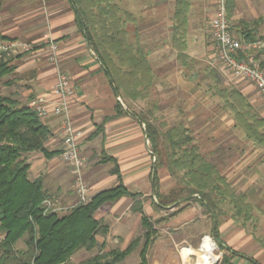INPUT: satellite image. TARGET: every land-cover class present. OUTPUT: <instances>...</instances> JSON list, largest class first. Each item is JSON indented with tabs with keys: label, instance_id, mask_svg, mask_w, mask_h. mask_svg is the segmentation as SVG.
Instances as JSON below:
<instances>
[{
	"label": "crops",
	"instance_id": "0c3cea01",
	"mask_svg": "<svg viewBox=\"0 0 264 264\" xmlns=\"http://www.w3.org/2000/svg\"><path fill=\"white\" fill-rule=\"evenodd\" d=\"M111 2L118 29H123L124 44L128 45V61L130 64L136 59L140 62V68L130 71L128 79L133 82L130 92L141 91L142 96L129 94L127 104L121 100V90V96L116 97L111 77L84 32L79 30L71 0H0V40L16 39L31 47L27 53L10 61L15 69L5 79L4 87L8 88L6 81L14 78L16 89L8 90V94L15 93L21 103L29 104L37 95L49 93L56 70L49 60L48 40L57 44L58 69L68 75L74 90L71 117L74 127L81 132L80 154L100 162L83 168L89 197L117 184V176L111 173L110 161L105 162V156L116 160L127 189L145 196L151 189V157L144 124L129 113H146L162 123L167 120L166 114L177 116V125L193 132L198 146L208 148V155L214 145L226 147L228 151H225L235 159L228 168L246 177L245 187L251 184L250 180L262 177L264 188V149L237 133L240 131L225 108V92L221 90L236 88L261 115L264 112L260 103L264 102L251 82L233 78L215 61L209 30L214 14L213 0ZM263 11L262 0H236L229 13L231 28L246 29L238 24L247 21L253 23L250 29L258 32L262 29L258 19ZM239 33L235 34L239 36ZM117 101L129 113L116 115ZM105 117L109 118L104 122ZM41 119L51 130L45 147L50 151L58 150L59 154L49 158L40 152L29 154L28 178L41 177L44 189L57 198L60 205L72 207L77 196L62 157V117L47 115ZM102 122V129L97 130ZM95 131L97 134L91 138ZM130 204V197L124 196L97 209V218L109 220L108 233L96 236L103 251L113 246L124 249L135 235L136 228L127 225L126 212ZM159 222L154 226L159 232L147 249L148 264H201L199 251L204 247L203 241L200 244L196 235L188 233L194 219L174 216ZM222 241L228 245L224 239ZM237 258L251 263L247 258Z\"/></svg>",
	"mask_w": 264,
	"mask_h": 264
},
{
	"label": "trees",
	"instance_id": "16d2710c",
	"mask_svg": "<svg viewBox=\"0 0 264 264\" xmlns=\"http://www.w3.org/2000/svg\"><path fill=\"white\" fill-rule=\"evenodd\" d=\"M235 1L226 0L228 18ZM71 2L79 30L84 32L120 97L121 78L140 68V62L136 59L130 64L128 61V45L124 44L123 29H118V19L114 15L111 0ZM252 24L240 21L238 27L246 29L231 30L233 33L240 32L238 35L248 41L264 38V35L257 36L256 29H250ZM12 59L0 60V80L14 71L15 66L10 64ZM110 62L113 71L110 69ZM6 82L10 83L8 80ZM221 92H225L224 105L234 118L235 127L241 130L246 139L264 149V115L236 88ZM129 94L131 97L138 94L142 96L141 91L136 94L128 91L126 96ZM120 113L129 112L123 110V106L117 101L116 115ZM129 114L136 116L144 124L145 136L155 157L152 180L155 208L164 209L175 202L181 204L196 201L217 220L218 213H222L220 199L230 198L238 214L247 212L246 218L253 215V209L248 205L245 210L239 205V198L242 199L241 203L244 202L242 195L233 192L224 194L219 183H226L224 177L217 173L215 166L200 152L189 129L177 125L162 133L146 113ZM108 118L105 117L103 121ZM102 124L103 122L98 125L97 130L102 129ZM96 134L97 131L91 138ZM50 136L49 127L34 109L27 103H21L17 94H0V232L4 233L0 240V264H70V258L77 250L83 248L89 251L95 247L102 249L96 236L106 235L109 224L102 218H97L96 211L104 203L115 202L124 196L132 199L131 209L140 214L141 233L133 237L124 249L113 248L100 252L76 264H117L136 249H139V264H148L147 249L155 240L157 230L143 211L140 199L142 193L127 189L122 182L116 160L111 156H106L104 161L114 163L111 173L116 174L117 184L95 193L85 203H77L62 212L44 214L43 201L51 197V194L44 189L41 177L33 180L28 178L30 163L27 157L34 152H40L48 158L59 154L58 150L50 151L45 147ZM161 166H166L172 173H176L177 169L184 171L182 184H176L165 194L158 187L157 169ZM212 235L222 251L221 259L216 264H236L234 259L237 257L260 264L223 243L217 222ZM20 239L24 241V249L15 247Z\"/></svg>",
	"mask_w": 264,
	"mask_h": 264
},
{
	"label": "rangeland",
	"instance_id": "374dc122",
	"mask_svg": "<svg viewBox=\"0 0 264 264\" xmlns=\"http://www.w3.org/2000/svg\"><path fill=\"white\" fill-rule=\"evenodd\" d=\"M263 4H264V0ZM262 17L258 19V25L262 27V29H258L257 36L264 35V11L261 13ZM4 41V40H0ZM29 51V50H28ZM28 51H24L19 55H22L23 53H27ZM50 53L51 50L48 52L49 60L52 63L50 59ZM57 56V64L60 63V60ZM59 61V62H58ZM54 65V64H53ZM110 69H112V65L110 62ZM65 73V72H64ZM6 78L0 80V94H6L8 90H15L16 87L13 86L14 78H9L8 81L10 83L8 84V88L4 87V81ZM122 82L120 83L121 88V94L123 97H121V100L127 104L128 102L126 99V93L130 91V89L133 86V82H131L128 79V76H123L121 78ZM125 97V98H124ZM260 109L264 112V104L260 103ZM260 112V111H259ZM264 115V114H263ZM167 120H164L163 123L159 122V119L150 118V120L158 127L159 131L162 133H166L169 131L171 127L177 126L178 123V117L172 116L171 114H166ZM144 130V129H143ZM190 131V130H189ZM241 133V130H239ZM145 133V132H144ZM190 134L193 136V132L190 131ZM146 137V136H145ZM197 141V140H196ZM147 143V149L150 153L151 157V189H149L146 192V196L142 193V196L140 199L142 200V207L143 211L148 217L150 218L151 222L154 226H158L160 224V220L167 219L174 216L182 217L183 219H194L195 223L193 226L189 227L188 233L191 232V235H196L198 237V240H200V244H202L203 241V248L200 249V253L202 255L201 263L203 261V258L205 254L207 253V249H212V256L209 264H213L215 261H219L222 256V251L219 249V246L213 239V227L215 222H217V227L219 231V235L221 239H224L225 242L230 245L233 249L239 251L242 254H245L249 258L255 259L258 263L264 264V188H262V177H259V179L254 181L250 180L251 183L248 187H245V180L246 177L241 176L239 171H232L231 168H228V166L235 161L234 157H232L231 153H228L225 151L226 147L223 148L220 145H214L211 147L212 153L208 155L206 146L205 147H199L200 152L204 155V157L212 163L217 173L222 175L224 177L223 182L220 183V187L225 195H229L231 192L236 193L238 195H242L244 198V202H242V199L238 200L239 205L242 206V208L245 210L247 208L246 205H248L249 208H252L253 215H250V217H247L246 214H238L235 211V207H233L232 202L229 200L230 198H226L225 200L220 199L219 205L221 207L222 213H218V219L212 218V216L202 207L198 202L196 201H189V202H182L181 204L175 202L171 205H168L164 209H157L155 208L153 201H156V198L154 197V191L152 189V171L154 167V160L155 157L151 153V146L150 142L146 139ZM234 145V144H233ZM232 148V147H231ZM227 150V149H226ZM228 151V150H227ZM103 155H101L102 157ZM210 156V157H209ZM106 157V156H105ZM85 167H88L90 165H98L100 162L95 161L93 158H84ZM110 163V171L114 167L113 162ZM155 168V167H154ZM184 171L181 169H177L176 173H172L171 170H169L166 166H161L157 169V177H158V187L159 191L163 194L167 193L172 187H174L176 184H182L184 181ZM254 173V172H252ZM71 175V174H70ZM84 176V175H83ZM255 176V175H254ZM72 177V176H71ZM85 182L86 179L84 177ZM247 181V180H246ZM190 184V183H189ZM191 185V184H190ZM88 186V185H87ZM232 190V191H231ZM217 199V197H216ZM131 204H132V199ZM131 204L126 212V217H128L127 225H132L136 228V232L134 233L135 236L141 233V225H140V214L133 211L131 209ZM69 208V207H68ZM183 215H186V217ZM200 217V218H198ZM109 224V220H105ZM157 233L159 232L158 229ZM167 232V231H166ZM200 235L198 236V234ZM188 235V234H186ZM16 248L18 249H24V241L23 239H20L16 245ZM113 248H119V246H113L110 247V249ZM207 248L206 250H204ZM138 250L136 249L133 252H131L127 258L121 263V264H139V257H138ZM86 249H80L77 250L74 253V256L69 263L70 264H76L81 260H84L88 257H91L95 254H98L100 252H104L100 247H95L92 250L88 251ZM93 253V254H92ZM95 253V254H94ZM87 256V257H86ZM216 262V263H217ZM234 262L236 264H255L251 261L250 262H243V259L235 258ZM196 264V262L194 263Z\"/></svg>",
	"mask_w": 264,
	"mask_h": 264
},
{
	"label": "built area",
	"instance_id": "2783aa9c",
	"mask_svg": "<svg viewBox=\"0 0 264 264\" xmlns=\"http://www.w3.org/2000/svg\"><path fill=\"white\" fill-rule=\"evenodd\" d=\"M214 14L209 22L215 61L233 78L252 83L258 96L264 102V38L245 40L231 30L226 11V0H213ZM50 59L55 66V79L47 94L37 95L28 104L40 118L47 115L61 116L62 157L72 176L77 203L89 199V188L84 180V158L80 154L81 132L74 127L71 117V99L74 90L66 73L58 69L57 44L48 40ZM31 47L20 40L9 39L0 42V60L14 58ZM44 214L62 212L67 209L51 196L43 201ZM4 233L0 232V240Z\"/></svg>",
	"mask_w": 264,
	"mask_h": 264
},
{
	"label": "bare ground",
	"instance_id": "6f19581e",
	"mask_svg": "<svg viewBox=\"0 0 264 264\" xmlns=\"http://www.w3.org/2000/svg\"><path fill=\"white\" fill-rule=\"evenodd\" d=\"M207 248H205L204 250H206ZM200 253V252H199ZM201 254V253H200ZM211 256H212V249H207V253L205 254L203 261L201 264H209L210 260H211ZM202 258V255H201Z\"/></svg>",
	"mask_w": 264,
	"mask_h": 264
},
{
	"label": "water",
	"instance_id": "95a60500",
	"mask_svg": "<svg viewBox=\"0 0 264 264\" xmlns=\"http://www.w3.org/2000/svg\"><path fill=\"white\" fill-rule=\"evenodd\" d=\"M115 93H116V97L119 98L118 93H117V92H115ZM153 174H154V167H153V171H152V176H153ZM216 262H217V261H215L213 264H216Z\"/></svg>",
	"mask_w": 264,
	"mask_h": 264
}]
</instances>
